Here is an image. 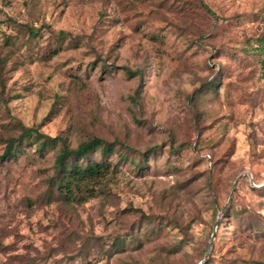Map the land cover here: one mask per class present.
Returning <instances> with one entry per match:
<instances>
[{
  "label": "rangeland",
  "instance_id": "rangeland-1",
  "mask_svg": "<svg viewBox=\"0 0 264 264\" xmlns=\"http://www.w3.org/2000/svg\"><path fill=\"white\" fill-rule=\"evenodd\" d=\"M260 34L264 0H0V129L129 146L80 203L50 194L59 145L0 160V264H198L237 178L206 262L264 260Z\"/></svg>",
  "mask_w": 264,
  "mask_h": 264
},
{
  "label": "trees",
  "instance_id": "trees-1",
  "mask_svg": "<svg viewBox=\"0 0 264 264\" xmlns=\"http://www.w3.org/2000/svg\"><path fill=\"white\" fill-rule=\"evenodd\" d=\"M29 29L32 36H37L39 32L38 29L33 26H29ZM67 34H69V32L61 30L58 38L63 40ZM257 40L262 42L259 49L262 51V54H264V34H260ZM57 51V48H55L51 55L57 53ZM2 62L3 59L0 58V100L6 104L11 97L6 92V84L2 74ZM260 63L264 68V57L260 59ZM125 69L127 73L132 76L139 75L140 78L143 77L142 70H133L127 66H125ZM216 79L207 80L198 91L201 93L205 89L212 88ZM140 91L141 86H137L135 97L139 96ZM11 117L14 119L13 124L15 125V129H0V144H4V150L0 155V160L8 159L13 156L24 143L36 144L37 149L41 152L59 145L54 163L55 172L49 177L48 185L51 195H56L67 202H83L89 196L96 195L97 187L100 189L99 191H104L103 188H99V186L106 182L105 180L109 174L110 162L108 157L116 151L117 145L129 147L125 143L120 142L119 139L108 140L96 132H91L87 137H83L79 144L73 147L64 132L51 135L44 132L40 125H27L19 118L12 115ZM156 149L157 148H153L148 151L153 152ZM97 150L100 151V158L94 155V152ZM147 155V152L143 154V156ZM138 165L142 166L141 163ZM263 189L264 187L262 190ZM229 208L231 207H228L224 217L227 216ZM259 225L264 232V224L259 223ZM209 260H212V256H210ZM203 264H208V262H204ZM256 264H264V260H257Z\"/></svg>",
  "mask_w": 264,
  "mask_h": 264
},
{
  "label": "water",
  "instance_id": "water-1",
  "mask_svg": "<svg viewBox=\"0 0 264 264\" xmlns=\"http://www.w3.org/2000/svg\"><path fill=\"white\" fill-rule=\"evenodd\" d=\"M248 175L250 176V179L252 180V179H253L252 174H251V173H248ZM238 180H239V178H237V180L235 181L234 186H233L232 191H231V194H230V196H229L228 202H227V204L222 208V210H221V212L219 213V216H218V218H217V220H216V222H215V225H214V228H213V233H212V236H211V239H210L209 245H208V253H207L206 257H205L202 261H200L199 264H203V263L206 262V261L208 260V258H209V255H210V253H211V251H212V248H213L214 239H215V237H216V233H217L218 227H219V225H220V219L222 218V216H223L225 210L227 209V207H228L230 201L232 200V197H233V194H234V192H235V189H236V185H237ZM253 183H254V182H253ZM254 185H255V186H258V185H256V184H254ZM259 186H264V183L261 184V185H259Z\"/></svg>",
  "mask_w": 264,
  "mask_h": 264
}]
</instances>
